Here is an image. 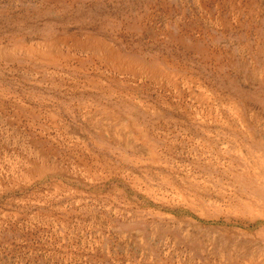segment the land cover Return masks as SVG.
Instances as JSON below:
<instances>
[{
	"label": "rangeland",
	"instance_id": "1",
	"mask_svg": "<svg viewBox=\"0 0 264 264\" xmlns=\"http://www.w3.org/2000/svg\"><path fill=\"white\" fill-rule=\"evenodd\" d=\"M0 264H264V0H0Z\"/></svg>",
	"mask_w": 264,
	"mask_h": 264
}]
</instances>
